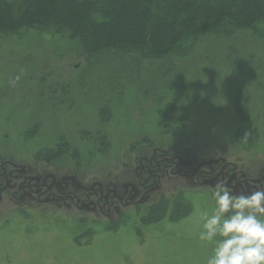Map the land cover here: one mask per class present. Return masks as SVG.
Returning a JSON list of instances; mask_svg holds the SVG:
<instances>
[{
  "label": "rangeland",
  "instance_id": "374dc122",
  "mask_svg": "<svg viewBox=\"0 0 264 264\" xmlns=\"http://www.w3.org/2000/svg\"><path fill=\"white\" fill-rule=\"evenodd\" d=\"M238 37L236 44L213 39L216 60L211 65L199 61V68L198 59L207 61L214 51L212 40L198 43L190 59L177 53L142 66L130 63L142 71L132 75L143 76L149 85L143 90L151 92L141 91L135 80L125 86L120 103L114 68L100 74L91 67L82 76L86 60L66 36L39 38L23 29L0 37V164L12 161L24 171L7 191L25 185L24 177L36 187L37 176L38 185H45L40 195L49 186L58 196L73 193L81 200L85 189L97 186L105 193H124L131 187L126 182H135L129 181L135 171L136 183H143L142 168L156 151L172 160L169 170L175 174L162 179L159 188L169 203L156 219L145 218L147 200L126 210L116 204L108 218L89 208L95 196L87 197L86 210H80L72 197L53 206L39 202L44 195L5 194L0 264H205L212 245L199 241L198 234L202 214L214 207L217 183L237 195L264 186V48L258 40L260 54L251 60L255 52L247 48L246 37ZM238 50L244 55L239 57ZM119 64L122 74H130L127 63ZM82 77L85 85L68 94ZM90 80L92 91L86 88ZM108 97L111 107L104 109ZM55 149L61 156L46 155ZM234 172L235 180L228 177ZM240 176L243 187L237 183ZM66 181L69 191L62 195L56 189L64 191ZM158 192L150 198L160 201ZM177 198L190 203L184 213L172 208Z\"/></svg>",
  "mask_w": 264,
  "mask_h": 264
},
{
  "label": "trees",
  "instance_id": "16d2710c",
  "mask_svg": "<svg viewBox=\"0 0 264 264\" xmlns=\"http://www.w3.org/2000/svg\"><path fill=\"white\" fill-rule=\"evenodd\" d=\"M23 29L39 38L46 34L66 36L89 66L83 67L82 76H87L91 67L100 74L101 71L110 73L114 68L113 87L120 103L125 86L135 80L141 91L151 92L143 90V86L149 85L143 76L135 77L142 71L136 70L138 66L130 68L132 62L142 66L146 62L167 60L177 53L190 59L189 56L197 55L193 53L198 46L212 40L210 45L214 51H210L207 61L198 59L195 63L196 68L200 67L199 61L200 65H211L217 55L213 39L231 40L236 44L239 34L241 39L246 37L243 40L247 48L250 46L251 52H255L249 58L255 59L260 54L258 40L264 48V0H0V37ZM244 33L250 37L242 36ZM243 55L238 50V56ZM116 61L127 63L130 74H122L123 66ZM85 81V77L78 78L77 84L65 92L71 94L75 86L79 92ZM93 84L90 80L86 88L92 91ZM110 100L109 97L103 100L102 108L108 109ZM53 152L46 155L51 159L61 156L56 149ZM137 177L134 174L129 181L136 182ZM168 203L167 199L153 202L145 218L156 219ZM189 205L177 198L172 208L181 214Z\"/></svg>",
  "mask_w": 264,
  "mask_h": 264
},
{
  "label": "clouds",
  "instance_id": "9594fccd",
  "mask_svg": "<svg viewBox=\"0 0 264 264\" xmlns=\"http://www.w3.org/2000/svg\"><path fill=\"white\" fill-rule=\"evenodd\" d=\"M198 239L212 245L205 264H264V190L235 194L217 183Z\"/></svg>",
  "mask_w": 264,
  "mask_h": 264
},
{
  "label": "flooded vegetation",
  "instance_id": "af4514ba",
  "mask_svg": "<svg viewBox=\"0 0 264 264\" xmlns=\"http://www.w3.org/2000/svg\"><path fill=\"white\" fill-rule=\"evenodd\" d=\"M159 153V152H158ZM157 152H155L154 157L152 159V162H150V165H144L142 168V172H143V183L137 184L136 182H126V185H129L131 187L129 188H124L125 192L122 193V191H120L119 189H117L116 191L113 189H109L107 191V193H109V195H106L107 193H105L103 191L104 186H102L103 189H99L100 187L97 186L96 189L94 188H89V189H85L87 190L86 196L83 200H81L78 195H75L76 197H74L73 193L71 196H67V197H62V196H58V193H54V191H52V188L49 186L46 188V191L44 193H42V195H40V191L41 188L45 185H38L40 183V179L39 178H35L33 177V182L35 183L36 187H33L31 184H29V180H31V177H22L23 178V182H25V185H20L18 187H13L12 191H7L10 188V184L11 182L16 181L18 178H20V176L24 175V171H22L20 168L14 166L12 161H9L10 164H6L4 165L3 163L0 164V182H2L0 184V199L2 200L4 198L5 194L10 193L12 195V197L17 198L19 197L20 192L22 193L21 196L22 198L28 197L29 193L32 195L30 196L31 198H33V196H37L38 199H41V196H46V198L43 201H39L41 204H47V202H51V204L53 203V206H59V203L62 202H66L68 200H70V198L72 197L74 199V203L76 205L77 208H79L80 210H86V205L87 202V197L88 199L90 198V196H95L96 200L93 201V203L91 202L90 204V209L94 210V211H101L103 212V214L107 213L106 216H108V218L110 217L111 213H115V206L116 204H119L121 207H125V210L128 208V205H133L137 208H140L143 205V202L145 200H147V202L153 203V202H158L159 200H157L155 197H151L150 198V194L157 192L159 189V192L157 194V196H162L164 193L160 190V185L162 184V179L166 176V177H174V173L171 174L169 168H171L172 164H171V159L167 158L166 153L162 152L160 153V156H158ZM162 165H164V167H162ZM236 172H234L231 176L229 175L228 177L230 179L235 180L238 177V174H235ZM136 176H139V172L135 171ZM30 175V174H29ZM183 175L182 173H177L176 176H180ZM187 175V174H186ZM197 173L192 174L193 178H196ZM241 175H243L241 173ZM47 177V176H45ZM199 179V177L196 178V181ZM131 181V180H130ZM5 182V184H3ZM215 182V181H213ZM77 182L74 181V186H77L76 184ZM237 183L239 184V186L243 187L244 180H243V176H240L238 178ZM68 182L66 181L65 183V187H64V191L60 188L61 186L58 187V189H56L60 194L64 195L66 191L68 190ZM101 186V185H100ZM63 187V186H62ZM259 189L262 190V188H264V186H260L258 185ZM67 190H66V189ZM247 190L249 191V188L247 187ZM67 193V192H66ZM89 194V195H88ZM165 196V195H164ZM164 196H162V199H166ZM161 199V200H162ZM67 204V203H65ZM124 213V212H123ZM119 214V212H118Z\"/></svg>",
  "mask_w": 264,
  "mask_h": 264
}]
</instances>
